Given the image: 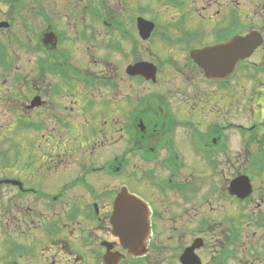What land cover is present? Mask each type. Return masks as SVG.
<instances>
[{
	"label": "flooded vegetation",
	"instance_id": "obj_1",
	"mask_svg": "<svg viewBox=\"0 0 264 264\" xmlns=\"http://www.w3.org/2000/svg\"><path fill=\"white\" fill-rule=\"evenodd\" d=\"M26 1L0 0V22L11 29L15 16L21 18L27 38L17 42L36 54L27 72L16 76L10 70L15 64L9 52L12 41L0 40V68L7 70L6 80L0 82V103L9 119H17L0 128V134L25 130L47 141L40 143L39 158L24 159L25 166L38 167V175L0 174V200L4 195L9 204L0 205V246L5 247L0 249V264H264V177L258 182L264 172V55L256 58L264 50V40L250 57L235 63L222 65L229 55L225 61L221 55L202 57V63L224 68L217 75L194 57L200 49L251 31L264 37V25H244L240 0H211L208 6L201 0H183L190 15L196 7L206 11L216 5L211 15H199L200 20L180 18L178 11L162 5L170 18L166 25L137 15L132 18L136 30L127 24L129 15L124 12L131 6L140 9L143 0H54V10L50 0H29V9ZM249 3L262 8L246 13L248 20L264 11V0ZM1 4L10 7L7 15ZM26 9L44 19L41 25L47 28L36 30V20L25 15ZM139 18L155 24L147 39L142 38ZM96 19L113 33L103 67L95 71L93 59H84L99 32L92 21ZM183 23L189 25L181 28ZM202 27L205 32L212 28V40H204ZM155 36L184 43L183 62L169 56L174 61L169 69L162 54L148 47ZM144 49L155 61L142 59ZM117 56L121 61L112 60ZM142 63L147 67L139 73L136 67ZM169 72L182 74L193 92L187 94V102L182 99L180 108L165 89L142 86L159 85L160 75ZM239 77L247 81L242 108L253 118L258 115L248 125L233 117L242 88ZM95 88L103 97L95 96ZM152 102L157 106L145 122L142 112ZM95 105L107 111L100 130L105 137L117 136L122 149L100 163L76 164L74 130H98L88 126L93 124ZM214 107L221 113L202 116L201 109ZM12 138L3 150L0 146V164L14 170L12 163L3 161L11 155ZM101 141L100 151L105 146ZM130 166L138 168V188L122 180ZM241 176L252 185L251 193L242 198L235 186ZM102 177L107 185L100 189L95 179ZM110 179H119V187L111 188ZM142 183L148 185L146 191ZM124 188L149 210L151 234L142 256L130 254L114 234L112 206Z\"/></svg>",
	"mask_w": 264,
	"mask_h": 264
},
{
	"label": "rangeland",
	"instance_id": "obj_2",
	"mask_svg": "<svg viewBox=\"0 0 264 264\" xmlns=\"http://www.w3.org/2000/svg\"><path fill=\"white\" fill-rule=\"evenodd\" d=\"M203 1V3H202ZM211 0H201V4H204L206 6H208L209 2ZM241 4H240V10L242 11V13H244V17H243V21H244V25L248 26L249 24H253L255 26H262L264 25V11L260 12L259 16L257 17H253V18H249L250 20H248V18L246 17V13H248L250 10L251 11H259L262 7L258 6H250L249 0H240ZM50 4H52V6L50 7L51 10L57 9V7H55V1L54 0H50ZM214 3V2H211ZM30 4L29 0L26 1V5ZM158 4V5H157ZM184 2L183 0H158V3L154 0H143L142 1V6L139 9V7L134 8L133 6H131V8H128L127 12H124L126 15H129L127 17V24L131 25L133 28H131L132 30H136V27L133 23L132 18L137 17V15H143L144 17L148 18V19H156L157 21H159L161 24L160 26L166 25L165 22L167 20H169L170 18H167V11L162 7V5H164L166 8H172L173 10L178 11V13L181 15L180 18H185L188 19V17L193 16V18L196 20L199 19V15H211L213 13V11L216 10L217 7H215L216 5H212V7H207L206 11L205 8H198L196 7L194 10H192V14L190 15L189 11H187L186 8H184L183 6ZM157 5V6H156ZM2 8L4 9L3 13H5L4 15H7L10 11V7H6L5 5H2ZM118 6V5H117ZM211 6V5H210ZM97 7V6H96ZM30 6L28 5L27 9H29ZM25 12V15H30L32 16V18L36 21H34V24H36L35 26L37 27L36 30L42 29L41 24H43V20L42 18H39L34 11L32 12ZM121 10L122 8L117 7V10ZM11 13L13 12L14 8L11 9ZM119 10V11H120ZM51 13V11H49V14ZM24 14V13H22ZM60 14V13H57ZM169 14H171V12H169ZM168 14V15H169ZM197 14V15H196ZM61 15V14H60ZM190 15V16H189ZM240 19L242 17V14L238 13ZM198 18V19H197ZM19 18L18 16H15V23L13 28L9 29V28H5V29H0V31H4L5 33H1L0 35V40H7V41H12L11 44L9 43V45H11L9 52L10 55L12 57V59H15V64L11 67V71L16 72L15 75L16 76H21V74L26 73L28 68L30 67V65L33 64L34 61V57L36 56V54H32L30 52H28L25 48L20 47L21 45L17 42L18 39H26L27 38V31L24 28V24L19 22ZM200 20V19H199ZM206 20V18H205ZM93 21V25L96 26V31L98 32V35L95 36L93 38V42H92V49L91 52H88L87 54H89V56L84 59V61H88V59H93L92 63L94 66L93 69L96 70H101L103 67V60L105 59L106 56V51H105V46L108 43H112L108 42L110 41L111 38V33H113L110 30L106 29V28H102L100 26L99 21L96 20H92ZM47 23V22H46ZM133 23V24H132ZM177 23V21L175 22ZM174 23V24H175ZM189 24L187 23H183L182 27H187ZM42 26V27H41ZM176 27V26H175ZM47 28V27H45ZM180 28V29H181ZM9 29V30H8ZM130 29V28H129ZM161 29V27H160ZM202 33L203 35H207V37L204 40H212L213 37L211 35H209V33L213 32L212 28L208 30V32H205L203 27L202 29ZM116 32V36L118 37L119 33L118 31ZM208 33V34H207ZM264 33V30H263ZM202 35V36H203ZM29 37V36H28ZM112 38H114V36H112ZM215 38V37H214ZM116 39V38H115ZM118 44H119V39H118ZM177 43H174L173 41H167L165 38H160L159 36H155V38L153 39V41L151 43H149L148 47L151 49L152 48V52L156 51L158 54H162L161 59L169 62L166 63L168 64L167 67L170 69L172 67V63L174 61L173 58L175 59V61L182 63L183 62V48L185 47L184 43H179L178 45H175ZM82 47V46H80ZM264 48V46H263ZM113 52V51H112ZM142 59L145 61H155V58L153 56V54L147 50L144 49L142 50ZM264 55V50L261 49L259 54L256 56L257 60L259 61V58L262 57ZM170 58L172 59L171 61L168 60ZM262 59V58H261ZM115 62H119L121 61L120 57L117 56L116 58L112 59ZM131 59L129 58V61ZM158 62L160 61V58L157 57ZM156 62V63H158ZM177 62V63H178ZM87 63V62H86ZM84 63V67L87 66V64ZM6 74H7V70L0 68V82L2 83L3 81L6 80ZM182 74H178V77L175 75H173V73L169 72L167 75L163 74L160 75L161 81L159 82V85L157 86H152V85H143L142 86H146L147 89H165L166 93H168L169 95H173L174 96V102L175 104L178 106V108H180L182 106V101L186 100V102L188 101V95L187 94H192V90H190V84L187 83V80L181 78ZM248 80V77H246ZM264 78V77H263ZM239 85L242 86V88L240 87V100H239V109L237 108V110L234 112L233 117H235L238 121H240V123L244 124V125H248L251 121H253L254 119L257 120L258 119V115L256 114L255 118H253V113L250 110H247L246 107L242 108V103H243V99L242 95H245L246 93V84L247 81H245V78H241L239 77ZM244 84V86H243ZM4 88H5V84H3ZM3 88V89H4ZM97 91V92H96ZM145 91V88L143 90V92ZM4 94V93H3ZM95 96H100L103 97V94L101 91L97 90V88H95ZM96 99V98H95ZM183 99V100H182ZM99 100V99H96ZM184 103V102H183ZM156 107L157 104H155L154 102H152L146 109L144 112H142V117L145 120V122L147 121V119H151L152 118V107ZM97 106L95 105V107L91 110V114H92V118H93V124L88 125L89 127L91 126H95L96 129L98 130H74L76 136L78 135V140H77V147H78V151L75 152L73 159L74 160H78L76 164H78V162H82V161H86L87 163H89L90 161H99L102 162L103 160L107 159V158H111V156H113L114 154L116 155V153H119L122 149V144L121 142L119 143V138H117V136H110L108 135V137H105V132L104 130H100V128H102L104 126L105 123H103V117L107 114L103 112V107L99 108V110H96ZM159 110V109H158ZM203 110L202 112V116L204 117V115H208V111H214L217 112L216 107L214 108H210V109H201ZM217 113H221V112H217ZM158 115V112L156 111L155 116L156 117ZM11 117L10 113H7L5 109H3V107L1 106L0 103V128H2L3 126H10L12 125L13 121L16 119V117L9 119ZM80 117V116H79ZM77 118V120L80 118ZM17 120V119H16ZM81 120L82 116H81ZM75 121V119L73 120ZM84 123V120L82 121ZM145 122L143 125H145ZM11 123V124H9ZM50 123V122H49ZM20 125V124H19ZM204 125V124H202ZM205 126V125H204ZM22 127V126H21ZM201 130H204V127L201 128ZM4 131H9V130H3ZM40 131V130H39ZM0 132H2L0 130ZM264 133V132H263ZM262 133V134H263ZM47 134V132L45 133ZM65 135V133H64ZM10 137H14L12 138L11 144L8 146V148L11 150V155H8V158L4 159L3 161L8 162V163H12L14 170L12 169V167H7L6 165L0 164V174H12V173H16L19 176H26L30 173L32 174H39V170L37 166H30L27 167L24 165V159L25 156L28 155L26 158L28 159H32V160H36V158H39L41 155V149H40V143L45 145V141L40 139V137H42L40 134H36L35 136H32L31 134H29L28 131L25 130H13L7 133H2L0 134V146L1 149L3 150L5 147H7V145L9 144L10 141ZM62 139V138H61ZM84 139H87L90 143L88 145H84ZM4 140V141H2ZM65 140V139H64ZM101 140H104L105 146H103V149L100 151L97 148H101L102 144L100 143ZM102 142V141H101ZM83 143V144H82ZM118 143V144H116ZM74 144V143H73ZM84 145V146H81ZM49 146H51V144H49ZM97 149V150H93V149ZM99 151V152H98ZM75 162V161H74ZM99 165V164H98ZM151 166V165H150ZM149 166V167H150ZM18 168L22 169L25 168L24 170H21L20 172H16L15 171ZM244 169L245 166L241 167L240 169ZM128 172L127 174H125L124 178L122 180H126L127 182L129 181L133 188L134 187H140V185H137V175L139 174L138 168H136V166H130L128 167ZM15 171V172H14ZM136 175V176H134ZM260 178H258V182H261L262 177H264V172L262 171L260 174ZM146 179V178H144ZM96 183L98 184V187H100V189L105 188L107 185L106 179H104L102 177V179H100V181H98L97 179ZM121 180V178H120ZM119 179H110L109 180V186L111 188H114L116 186L119 185L120 183ZM147 181V180H146ZM142 188L146 191V188L148 187V185H145L143 187V183L141 184ZM119 187V186H118ZM141 188V189H142ZM150 189V188H149ZM3 198L0 200V205H9L6 201V197L3 195ZM1 208V207H0ZM0 235L1 231H0ZM0 249L4 250L5 247L4 246H0ZM161 264V263H160Z\"/></svg>",
	"mask_w": 264,
	"mask_h": 264
},
{
	"label": "water",
	"instance_id": "obj_3",
	"mask_svg": "<svg viewBox=\"0 0 264 264\" xmlns=\"http://www.w3.org/2000/svg\"><path fill=\"white\" fill-rule=\"evenodd\" d=\"M3 26L7 27V24L0 23V27ZM138 27L143 39H147L152 29H154V23L144 18H139ZM262 41V35L257 31H252L246 36L235 37L224 44L222 43L214 47L200 49L196 51L194 57L198 63L203 64L208 69L209 73L217 75L218 71L224 68L210 65L211 62L204 64L201 61L202 57L221 55L223 61H225V56L229 55V58L223 62L222 65L229 63V61L235 63L237 60L244 59L251 55ZM144 66L147 67V64L142 63L141 65H137L136 68L137 70L139 69V73L145 70ZM148 66H150V64H148ZM235 186L241 198L248 196L252 191V185L249 178L246 176H241V178L235 182ZM113 207L114 211L111 217L114 234L120 238L122 245L129 250L130 254L142 256V254L146 252L145 241L150 234L149 210L147 206L140 198L130 194L127 189H123L115 199Z\"/></svg>",
	"mask_w": 264,
	"mask_h": 264
}]
</instances>
